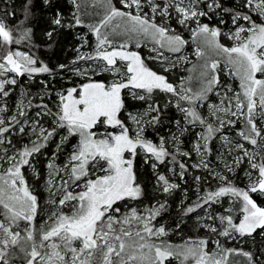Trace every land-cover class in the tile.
Returning <instances> with one entry per match:
<instances>
[{"label":"snow or ice","instance_id":"snow-or-ice-1","mask_svg":"<svg viewBox=\"0 0 264 264\" xmlns=\"http://www.w3.org/2000/svg\"><path fill=\"white\" fill-rule=\"evenodd\" d=\"M13 4L0 0V264H264V0ZM68 34L75 55L50 66L41 48Z\"/></svg>","mask_w":264,"mask_h":264},{"label":"trees","instance_id":"trees-1","mask_svg":"<svg viewBox=\"0 0 264 264\" xmlns=\"http://www.w3.org/2000/svg\"><path fill=\"white\" fill-rule=\"evenodd\" d=\"M20 3H21V0H14L13 6L19 7ZM4 7H8V6L4 5ZM17 15L19 16L20 13L17 12ZM36 31H37V34H39L40 29L37 28ZM185 35L187 36V34H185ZM76 43H77V41H75V39L72 35H70V34L63 35V36L59 37L58 43H57L55 48H53L51 50H46L43 47L41 48V53H40L41 58L47 60L50 63V66L55 65L59 62H67L68 60H70L75 55V53L73 51H71V49ZM41 78H43V77H41ZM61 84H66V80L65 81L58 80L56 82V87H60ZM32 89H38V85H33ZM170 115H175L174 110ZM185 143H186L185 144V150H187L190 148L189 147V140H186ZM41 159H43V158H41ZM144 167H145L144 165H140L141 171H143ZM192 172L194 173L193 175L202 174L201 172H198L196 170H193ZM191 176H192V174L189 177H187V180H188L187 187L189 189L190 196L192 195V190H193ZM145 179H147V177H145ZM214 183L215 182L212 180L211 184L214 185ZM205 184L206 183H202L203 186H205ZM150 187H151V185H150ZM180 192H182V191H177L174 196L168 198L170 208H169V212L165 214L162 222H165L167 224H172L173 218L178 215V207H179L180 201H181V193ZM161 199H163V197H161ZM189 223H191V221ZM193 234L194 233L190 232L187 229H185V231L183 233V235L185 237L188 235H193ZM170 239L174 240V241H178V240H180V237L179 236L175 237V235H173L170 237ZM245 247H247V245Z\"/></svg>","mask_w":264,"mask_h":264},{"label":"rangeland","instance_id":"rangeland-1","mask_svg":"<svg viewBox=\"0 0 264 264\" xmlns=\"http://www.w3.org/2000/svg\"><path fill=\"white\" fill-rule=\"evenodd\" d=\"M146 51L147 50H145V53H146ZM32 90V92L33 93H35L36 91H38V89H31ZM14 99H15V94H14V97H13ZM167 127H170V125H168V126H166L165 128H162L161 129V134L162 135H166L167 134ZM191 139H193V137H191V136H186L185 137V142H186V140H189V147H191V144H190V141H191ZM186 144V143H185ZM216 146H218V141L216 142ZM196 159H197V157L195 156V154H193V157H192V160H190V161H188V163L189 164H191V163H193V162H195L196 161ZM212 160H213V166L214 167H216V168H218V169H222V165L221 164H219L217 161H215V157H212L211 158ZM193 170H191V172H190V175L192 174H194L193 172H192ZM189 175V176H190ZM196 175H201V174H196ZM242 175V174H241ZM188 176V177H189ZM211 179L209 180V183H211ZM214 181V180H213ZM215 182V181H214ZM216 183V182H215ZM215 183H214V185L213 186H215ZM208 185L207 184H205V186H203V185H201V191H203V189L204 188H206ZM187 188L188 189V187H187V184L185 185V184H182V189L183 188ZM192 187H193V190H192V195L190 196V192H189V189H188V196H189V200L187 201L188 203H191V201L192 200H194L195 199V188H196V185L194 184V182L192 181ZM181 193V199H182V197H183V193L182 192H180ZM195 215V214H194ZM193 215V216H194ZM175 237H176V235H175ZM174 241V240H173ZM174 242H180V240H178V241H174ZM18 264H19V262H18Z\"/></svg>","mask_w":264,"mask_h":264}]
</instances>
